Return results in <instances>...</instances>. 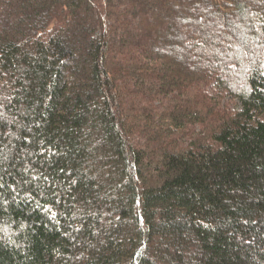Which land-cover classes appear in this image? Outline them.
<instances>
[{
  "label": "trees",
  "instance_id": "1",
  "mask_svg": "<svg viewBox=\"0 0 264 264\" xmlns=\"http://www.w3.org/2000/svg\"><path fill=\"white\" fill-rule=\"evenodd\" d=\"M0 264H264V0H0Z\"/></svg>",
  "mask_w": 264,
  "mask_h": 264
},
{
  "label": "rangeland",
  "instance_id": "2",
  "mask_svg": "<svg viewBox=\"0 0 264 264\" xmlns=\"http://www.w3.org/2000/svg\"><path fill=\"white\" fill-rule=\"evenodd\" d=\"M216 1H217L218 3H223L225 0H216ZM198 13L200 14V15H199V16H200V18H201V17H203V16L205 15V17H204V18H205V19H207V18H206V14H207V13H206V14H205V13H204V14H202L203 16L201 15V12H200V10L198 11Z\"/></svg>",
  "mask_w": 264,
  "mask_h": 264
}]
</instances>
